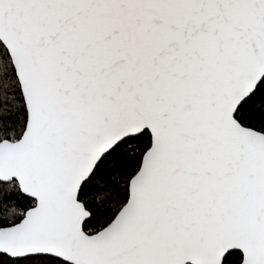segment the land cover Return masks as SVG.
Returning <instances> with one entry per match:
<instances>
[{"label":"snow or ice","instance_id":"1","mask_svg":"<svg viewBox=\"0 0 264 264\" xmlns=\"http://www.w3.org/2000/svg\"><path fill=\"white\" fill-rule=\"evenodd\" d=\"M0 264H264V0H0Z\"/></svg>","mask_w":264,"mask_h":264}]
</instances>
